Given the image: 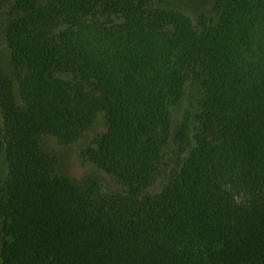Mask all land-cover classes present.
<instances>
[{"label":"trees","instance_id":"trees-1","mask_svg":"<svg viewBox=\"0 0 264 264\" xmlns=\"http://www.w3.org/2000/svg\"><path fill=\"white\" fill-rule=\"evenodd\" d=\"M157 1L14 0L1 264H264V0H218L200 28ZM189 81L201 91L194 145L174 181L144 195L166 171ZM100 113L106 131L81 157L124 193L59 176L41 148L44 135L75 142ZM187 141L183 125L175 143Z\"/></svg>","mask_w":264,"mask_h":264},{"label":"rangeland","instance_id":"rangeland-1","mask_svg":"<svg viewBox=\"0 0 264 264\" xmlns=\"http://www.w3.org/2000/svg\"><path fill=\"white\" fill-rule=\"evenodd\" d=\"M218 0H160L155 2V7L179 11L191 19L194 26H200L210 21L215 22L218 18L216 2ZM14 0H0V69L4 74L11 73L10 50L4 38V29L10 18V9ZM112 24L121 19L118 16H109L101 19V22ZM65 77V76H61ZM16 97H18L15 91ZM201 91L192 83L187 82L184 94L178 103L172 107V129L166 148L163 151L162 163L165 173L147 189L144 195L156 196L170 185L178 174L181 164L187 155V151L194 145V138L198 133V102ZM186 126L187 148L180 150L175 143V134ZM106 131V119L104 113H100L93 124L89 126L73 143H64L53 135H44L41 138V148L56 159V172L75 184H81L89 179H96L101 190L107 193H124L125 187L114 177L109 176L93 163L81 157V150L94 139ZM4 134L3 120L0 112V142ZM0 172L3 176L6 172L5 155L0 149ZM1 264V261H0Z\"/></svg>","mask_w":264,"mask_h":264}]
</instances>
